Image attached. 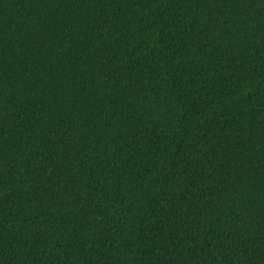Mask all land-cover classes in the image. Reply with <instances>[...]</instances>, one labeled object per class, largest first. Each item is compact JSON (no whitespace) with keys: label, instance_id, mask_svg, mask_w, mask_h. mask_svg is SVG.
Returning <instances> with one entry per match:
<instances>
[{"label":"trees","instance_id":"16d2710c","mask_svg":"<svg viewBox=\"0 0 264 264\" xmlns=\"http://www.w3.org/2000/svg\"><path fill=\"white\" fill-rule=\"evenodd\" d=\"M0 264H264V0H0Z\"/></svg>","mask_w":264,"mask_h":264}]
</instances>
